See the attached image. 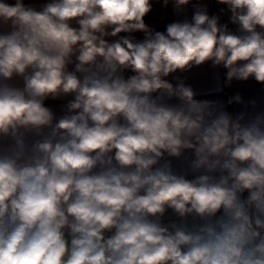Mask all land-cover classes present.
I'll use <instances>...</instances> for the list:
<instances>
[{
    "label": "clouds",
    "instance_id": "obj_1",
    "mask_svg": "<svg viewBox=\"0 0 264 264\" xmlns=\"http://www.w3.org/2000/svg\"><path fill=\"white\" fill-rule=\"evenodd\" d=\"M155 3L194 11L156 31ZM217 3L239 34L200 0H0V264H264V111L165 79L264 85V0Z\"/></svg>",
    "mask_w": 264,
    "mask_h": 264
},
{
    "label": "crops",
    "instance_id": "obj_2",
    "mask_svg": "<svg viewBox=\"0 0 264 264\" xmlns=\"http://www.w3.org/2000/svg\"><path fill=\"white\" fill-rule=\"evenodd\" d=\"M9 4H14L15 0H6ZM49 2V0H24L26 5H32L39 10L40 6ZM200 3L207 6V12L211 15H218L220 17V23L230 25L229 17L230 13L227 11L226 5L217 3V0H200ZM220 9H224L223 12ZM194 9L192 5L189 4L186 10L177 15L173 12L171 4L164 8L159 3H155L153 11L145 17V22L151 28L156 31H165L166 25L170 22L176 20L191 19ZM73 26H76L75 24ZM7 29H0V31H5ZM132 35L135 37L137 42H142L144 40V34L141 32H136L133 34L120 33L117 37H106L105 39L112 43L116 42L121 36ZM74 65H69V70H73ZM227 69L223 66L212 67L210 62L205 63L202 66L194 67L191 71L180 72L177 71L174 74H170L165 79L173 83L175 86L178 83V79H183L187 85H191L195 97L198 100H221L225 102L226 110L231 113L234 117L241 113L253 114L255 112L264 111V85L257 83L254 78H249L247 81L233 80L230 85L225 83ZM126 77V73H123ZM130 70H128V76L132 75ZM10 83L14 85L22 86V78H15ZM239 93L242 96L243 103L237 104L233 103L227 105V100L229 97L234 96ZM158 95L153 94V97ZM74 99V94H62L56 99L48 98L45 100V106L51 108L57 118L61 117L66 112V104ZM168 103H177L176 98L165 97ZM255 101V106L250 103ZM192 158L191 152L186 151L185 154L179 159H173V167L177 171L187 168L189 160ZM191 178V176L189 177ZM177 217L172 213L171 210L165 214L163 218L165 223L175 221Z\"/></svg>",
    "mask_w": 264,
    "mask_h": 264
},
{
    "label": "trees",
    "instance_id": "obj_3",
    "mask_svg": "<svg viewBox=\"0 0 264 264\" xmlns=\"http://www.w3.org/2000/svg\"><path fill=\"white\" fill-rule=\"evenodd\" d=\"M227 26H228L229 31H231L233 33H236V34H239L238 25L230 24V25H227ZM125 73H126V77H127L128 76V70H126Z\"/></svg>",
    "mask_w": 264,
    "mask_h": 264
}]
</instances>
